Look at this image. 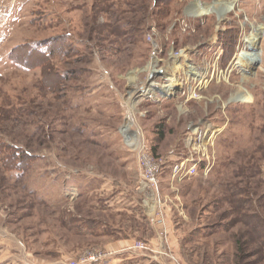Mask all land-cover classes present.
Listing matches in <instances>:
<instances>
[{
    "label": "rangeland",
    "instance_id": "374dc122",
    "mask_svg": "<svg viewBox=\"0 0 264 264\" xmlns=\"http://www.w3.org/2000/svg\"><path fill=\"white\" fill-rule=\"evenodd\" d=\"M214 1L0 0V264H70L123 239L95 264H264V30L260 60L235 66L264 0L188 16ZM189 65L204 79L142 94ZM242 89L250 100L231 101ZM128 113L164 162V224L140 205ZM195 126L216 133L215 161L179 177ZM9 146L24 170L5 166Z\"/></svg>",
    "mask_w": 264,
    "mask_h": 264
},
{
    "label": "built area",
    "instance_id": "2783aa9c",
    "mask_svg": "<svg viewBox=\"0 0 264 264\" xmlns=\"http://www.w3.org/2000/svg\"><path fill=\"white\" fill-rule=\"evenodd\" d=\"M148 38L151 41L153 47L157 48L158 43L153 40L152 33L149 34ZM168 81L170 83L167 84H170L171 89L167 88L166 90H164V92L171 93L172 91H175L177 86L172 88V80L168 79ZM143 91L142 94L147 95L154 93L157 90L151 89L148 92ZM193 96L194 95L191 92L190 88L187 97L192 98ZM131 119V114L128 113L126 119L127 121L124 123V125L119 131L120 134L123 135L122 137L124 138L125 143L128 146L132 147V151L136 152L138 160L141 164V173L136 188L137 193L142 200V203L140 205L145 210L147 209V211L157 210L156 222L158 224H164V214L162 213V209H160L162 207L160 206L161 195L160 183L158 178V173L164 162L163 159L158 158L150 152L148 146L146 145L147 143L144 139L141 128L135 121L130 122ZM201 127L202 126H195V128L187 135L185 143L188 150V154L185 156L184 160L174 165V173L179 177H186L188 175L192 176L196 174L199 169L208 172L213 167L215 157L213 151V153L210 155V151L214 146L216 133L210 134V131H208L207 129L208 127ZM198 131L199 133L197 134ZM137 247L145 248L146 245L141 243ZM107 255L108 252L106 250L87 252L80 259L73 260L70 264H95L100 260L104 259Z\"/></svg>",
    "mask_w": 264,
    "mask_h": 264
},
{
    "label": "bare ground",
    "instance_id": "6f19581e",
    "mask_svg": "<svg viewBox=\"0 0 264 264\" xmlns=\"http://www.w3.org/2000/svg\"><path fill=\"white\" fill-rule=\"evenodd\" d=\"M235 7H236V3L234 0H216L211 4H203L201 2H196L194 5H192L188 9L187 14L189 17H199V16L205 15L206 13L215 12L218 14V17L220 18V20H222L226 17V15H228L230 12H232V10H234ZM263 30H264L263 27L254 28V31L245 37L244 44L246 45V49H243L239 53V55L236 57V61H235V66L239 67L240 68L239 70H243L244 72H246V71H248V68L250 66H252L253 64H255L256 62H258L260 60L261 52L259 49V41H260L261 35L263 33ZM153 63L156 64L157 62L153 61ZM154 64H151V66H150V68H148V70L150 73L154 72L156 75L157 72L160 71V69L156 68L157 65L155 66ZM182 68L183 67H180L177 70L176 69L173 70L175 75L172 76L173 78L172 77L170 78L172 80V82H171L172 88H174L175 85L179 84L178 82H180L182 74L189 75L191 77H194V75H195V77L197 76L200 79L201 78L204 79V77L206 76L205 72L201 73L196 69L197 66L194 67L192 65H189L188 66L189 70L186 73H184V69H182ZM188 73H190V74H188ZM179 74H181V75H179ZM147 87H148V89H147L148 91L151 89H153V90H158V89L166 90L167 88H170V84H164V83L162 84V81L160 83L159 81L152 80L151 83L147 85ZM145 91H146V89H145ZM249 98H250V93H248L246 90L242 89V92L234 95L231 98V101H249L250 100ZM198 133H199V131L197 132V134Z\"/></svg>",
    "mask_w": 264,
    "mask_h": 264
},
{
    "label": "crops",
    "instance_id": "0c3cea01",
    "mask_svg": "<svg viewBox=\"0 0 264 264\" xmlns=\"http://www.w3.org/2000/svg\"><path fill=\"white\" fill-rule=\"evenodd\" d=\"M128 193H126L125 191H121L119 193V199H124L123 203L124 205L123 206H126L128 203H130V200H128L127 198H129V196H127ZM130 205V204H129ZM132 242H134L133 239H123V240H120V241H116L114 243H111L109 244V246L107 247L108 249L106 250L109 254V252H112V253H116L118 250H121L122 248H125V247H129Z\"/></svg>",
    "mask_w": 264,
    "mask_h": 264
},
{
    "label": "trees",
    "instance_id": "16d2710c",
    "mask_svg": "<svg viewBox=\"0 0 264 264\" xmlns=\"http://www.w3.org/2000/svg\"><path fill=\"white\" fill-rule=\"evenodd\" d=\"M11 152L8 154V158L10 156H14V157H11L10 160H6L8 162H5V166L8 168V169H11V170H24L25 167H27V164H28V161H29V158H27L26 160H23V163L22 164H18V158H15L16 155H17V150L15 148H12V146H9L8 147ZM239 245H241L242 242H240V240L238 241ZM240 248H242L241 246H239Z\"/></svg>",
    "mask_w": 264,
    "mask_h": 264
}]
</instances>
